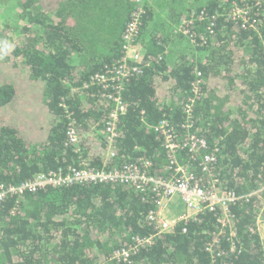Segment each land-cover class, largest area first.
<instances>
[{
	"label": "trees",
	"instance_id": "obj_1",
	"mask_svg": "<svg viewBox=\"0 0 264 264\" xmlns=\"http://www.w3.org/2000/svg\"><path fill=\"white\" fill-rule=\"evenodd\" d=\"M138 1L0 0V183L79 167L67 142L70 124L89 166L151 162L146 169L154 176L169 177L170 160L153 126L166 119L182 136L184 106L200 79L191 131L208 143L201 154H216L211 167L225 188L244 193L264 184V0H195L161 36L149 27L154 17L145 5L139 38L151 35L142 41L146 62L123 84L127 110L110 155L99 131L113 105L96 77L121 59ZM234 7L250 9L247 25V16L228 18ZM182 22L190 31L179 30ZM199 157L178 149V161L202 176ZM155 206L149 188L121 181L49 184L8 196L0 209V264H264L257 229L264 190L232 204L231 226L222 227L217 212H201L127 258L114 256L136 237L156 234L148 218Z\"/></svg>",
	"mask_w": 264,
	"mask_h": 264
},
{
	"label": "built area",
	"instance_id": "obj_2",
	"mask_svg": "<svg viewBox=\"0 0 264 264\" xmlns=\"http://www.w3.org/2000/svg\"><path fill=\"white\" fill-rule=\"evenodd\" d=\"M146 2L139 0L133 9L130 20L123 32L122 57L106 71V74L97 75V80L107 90L103 97L113 105L109 120L101 134L110 144L109 153L114 156L112 147L119 136L117 123L121 115L125 114L127 107L122 98L124 82L133 75L143 72L146 62V50L139 36L142 31L143 15L146 13ZM237 6V4H235ZM228 18L232 21L243 15L248 22L250 9L234 7L226 11ZM191 23V21H190ZM189 23L186 22L185 32L190 31ZM188 27V28H186ZM140 40V41H139ZM110 74V75H107ZM199 75V74H198ZM201 80L198 79L192 88V95L189 96L184 106L185 120L183 128L185 132L178 135L173 126L166 119L153 126L162 140V145L170 160L169 168L172 174L169 177L154 176L150 169H146L151 162H145L141 167L137 164H130L124 169L100 170L89 166L88 159L82 154L80 146L81 137L75 127L70 124L67 129V142L72 145L74 151L79 155V167L71 165L66 171L62 167L48 172H38L36 175L20 185L14 183H0V209L8 196L19 195L23 197L26 190H37L44 185H70L75 183H107L121 181L127 184H134L139 190L149 188L155 197V208L149 213L148 218L153 221L156 227V234L146 237H136L133 247L121 249L114 253L116 257L127 258L132 250L140 246L150 245L155 236L163 231L171 229L181 221H188L189 218L205 211L217 212L218 221L222 227L232 224L231 206L243 198H249L264 190V184L260 183L251 192L237 193L232 189L221 185L219 178L212 169L213 163L217 161L215 153L201 154V151L208 148V143L200 134L191 131L193 125V106L200 96ZM178 149H186L190 153L200 155L198 164L202 176H198L188 165L180 163L177 159ZM206 177V178H205ZM174 198L182 200L184 206L180 215L169 217L171 201ZM258 231L264 233V221L258 219ZM254 230V228H252ZM263 230V231H262ZM263 236V235H262ZM264 237V236H263ZM234 249V247L232 248Z\"/></svg>",
	"mask_w": 264,
	"mask_h": 264
},
{
	"label": "crops",
	"instance_id": "obj_3",
	"mask_svg": "<svg viewBox=\"0 0 264 264\" xmlns=\"http://www.w3.org/2000/svg\"><path fill=\"white\" fill-rule=\"evenodd\" d=\"M166 4V10L164 8H159L157 10H154V7H152L153 2H149V0H146V4L149 5L150 10L153 12V17H154V25H153V31L156 29L157 25L162 22L165 23L166 26L172 28L175 26V20H179V15L180 16H185L188 15L189 9H193L194 5L196 3L194 2L195 0H164ZM175 1V2H174ZM170 3V4H169ZM149 27L151 28V21L149 23ZM185 29V26L183 27ZM157 32V31H155ZM150 33H146L144 37L142 38V41L144 44L148 41V39L151 37L149 35ZM182 200L179 198H174L171 201V209L169 210L170 215H180L181 210L179 206L181 205ZM169 215V216H170Z\"/></svg>",
	"mask_w": 264,
	"mask_h": 264
},
{
	"label": "rangeland",
	"instance_id": "obj_4",
	"mask_svg": "<svg viewBox=\"0 0 264 264\" xmlns=\"http://www.w3.org/2000/svg\"><path fill=\"white\" fill-rule=\"evenodd\" d=\"M144 1H146V0H144ZM149 2L151 3V2H153L152 3V7H154V10H157V9H159V8H164V10H166V4L164 3V0H149ZM194 12V11H193ZM14 13H12L11 14V16H10V18H9V20H11L12 22H15V18H14ZM151 25H152V27H153V25H154V23H151ZM184 23L182 22V24L180 25V28H179V30H181L183 33H184ZM156 30L158 31L156 34L158 35V36H161L162 34H164V35H166V32L167 31H170V27H168V26H166L165 25V23H162V22H160L158 25H157V27H156ZM142 44H143V42H142ZM183 44L184 45H189V43H188V38H186V40H184L183 41ZM29 85V84H28ZM33 113H36V112H33ZM38 120H41L40 119V117H36V118H34L33 119V121L34 122H36V121H38ZM34 129V128H33ZM32 130V129H31ZM102 131V130H101ZM101 131H99V133H101ZM179 208L182 210L183 208H184V206H183V204L181 203V205L179 206ZM174 216V214L173 215H170L169 217H173ZM263 231V230H262ZM261 233V235H263L264 236V233L263 232H260Z\"/></svg>",
	"mask_w": 264,
	"mask_h": 264
},
{
	"label": "clouds",
	"instance_id": "obj_5",
	"mask_svg": "<svg viewBox=\"0 0 264 264\" xmlns=\"http://www.w3.org/2000/svg\"><path fill=\"white\" fill-rule=\"evenodd\" d=\"M142 42V41H141ZM144 45V44H143ZM145 47V46H144Z\"/></svg>",
	"mask_w": 264,
	"mask_h": 264
},
{
	"label": "bare ground",
	"instance_id": "obj_6",
	"mask_svg": "<svg viewBox=\"0 0 264 264\" xmlns=\"http://www.w3.org/2000/svg\"><path fill=\"white\" fill-rule=\"evenodd\" d=\"M247 28V27H246Z\"/></svg>",
	"mask_w": 264,
	"mask_h": 264
}]
</instances>
